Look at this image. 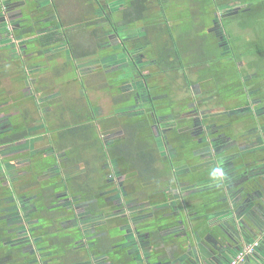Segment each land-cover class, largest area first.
<instances>
[{
	"label": "flooded vegetation",
	"instance_id": "1",
	"mask_svg": "<svg viewBox=\"0 0 264 264\" xmlns=\"http://www.w3.org/2000/svg\"><path fill=\"white\" fill-rule=\"evenodd\" d=\"M10 1V40L0 55V264H104L118 246L129 259L140 248L148 257L161 238L154 228H197L203 220L264 230V95L254 99L247 89L264 75V49L242 64L255 38L264 43V0H147L141 13L134 0H76L77 13L62 17L56 0ZM171 20H179L176 30ZM224 20L260 33L226 31ZM234 45L245 54L222 60ZM145 51L155 70L181 73L175 110L142 72ZM100 66L117 87L114 125H95L96 105L80 90L62 98L69 105L55 101L59 86L86 87ZM189 87L198 88L191 97ZM223 88L238 97L233 107L222 106ZM9 101L14 113L1 116ZM146 120L154 127L143 129ZM38 140L47 143L36 148ZM216 168L223 180L212 178ZM262 234L255 254L264 253Z\"/></svg>",
	"mask_w": 264,
	"mask_h": 264
},
{
	"label": "crops",
	"instance_id": "2",
	"mask_svg": "<svg viewBox=\"0 0 264 264\" xmlns=\"http://www.w3.org/2000/svg\"><path fill=\"white\" fill-rule=\"evenodd\" d=\"M13 1L17 2L18 0L10 2ZM15 5L18 4L15 3ZM21 10L23 11L21 7L15 8L16 12H20L19 18H17L20 22L19 26L23 22L19 20L22 16ZM9 18L7 0H0V54L7 47L6 42L10 40L7 28L11 27ZM20 28L18 27L16 31H19ZM2 84L6 85L8 82L3 80ZM11 104L9 101L4 105L1 109V116L14 113L12 108L6 107ZM154 229L162 231V233L159 232L161 238L148 248V257L140 248L138 256L129 259L126 254V246H118L119 249L111 247L109 251L107 250L104 264H228L229 259L235 255L239 246H243L248 241L260 239L261 234L264 233L261 228H210L206 220L200 221L197 228ZM108 248L109 243L105 249ZM115 251L118 252L115 254L113 253ZM263 255L264 253H253L246 258L245 264H264V259L261 257Z\"/></svg>",
	"mask_w": 264,
	"mask_h": 264
},
{
	"label": "rangeland",
	"instance_id": "3",
	"mask_svg": "<svg viewBox=\"0 0 264 264\" xmlns=\"http://www.w3.org/2000/svg\"><path fill=\"white\" fill-rule=\"evenodd\" d=\"M56 1L58 2V5H59V10H60L61 17L63 15L67 16V15H65L66 12L67 13L69 12L72 15L77 13L79 4L76 3V0H56ZM222 1H223V3H225V2H229L230 0H222ZM221 5L225 6V4H221ZM74 6H76V8ZM80 6H82V5L80 4ZM191 6H194V5L192 4ZM182 11L183 10H178V11L173 12L172 9H171V12L174 15H176L175 13H178L179 16H183L184 15L182 13ZM197 11H198L197 8H192L191 7V13L195 12V14H196ZM219 12H223V10L218 11V13H217L218 15H219ZM170 16H172V15H170ZM218 17L224 18V14L222 13L221 16H218ZM228 20H229V18H228ZM178 21L179 20H177V21L176 20H171V23H172L171 28L173 27L176 30L177 29L176 28V23ZM227 22L228 21L224 20L223 22L219 23L222 28L223 27L226 28V31H230V32H234L235 31V32L242 33V34L246 33V34H249V38H255V36H257L258 33H260V32H257L256 30H253L252 32H247L248 29L245 30V31H239L238 24H235L236 22H234L233 24L231 23V25L229 23H227ZM184 26H185V24H184ZM196 28L198 29L199 26L196 27ZM260 29L262 30L261 27H260ZM183 30H185L184 32H186V33H189L188 31H190L191 33L195 32L193 30H189L188 28L183 29ZM174 32H175V35L177 36L178 32L177 31H174ZM252 35L254 37H252ZM83 36H84V34H83ZM77 37H78V34H76V38ZM245 37H247V36H245ZM255 39H254V42H256V44L253 43V45H251L252 52H254V53H251V52L249 53L248 52V54L250 56H243L245 54L246 49H244L242 47H239L238 45H234V46H236L235 49L229 51L231 54H229L228 52H226L225 54H221V59L225 60L228 56H232V54H233L237 58L239 56H243L242 64H245L244 61H245L246 57H247L248 60H251V61L254 60L256 58L254 56H257L259 54V53H257L258 50L261 51V50L264 49V43L262 44L261 40L256 41ZM12 40H13V38H12ZM8 42L9 41H7L6 43H8ZM192 42L193 41H191V43ZM15 44H17V43H15ZM83 44H84V42L79 44V45H83ZM202 46H203V42H201L200 44L199 43H194L193 44V49H194L195 52L199 53V51L201 50ZM234 51H235V54H234ZM93 52H96V50L94 49ZM2 53H4V52H2ZM2 53L0 55H2ZM147 53L148 52L145 51L143 53V55H142V58L144 59V65L142 66V68L141 67L140 68L142 69L143 73H144V71L145 72L148 71L151 74V76L149 78V83L151 85L156 86L158 89L161 88L163 92H167L166 93L167 96H168L167 98H169L170 100H172L174 102V104H175L174 105V110H175L177 108L178 104H179L181 95H183V93H181V91H179V88L178 89L175 88L176 84L181 81V73H179V72L160 73L159 71L155 70L152 67V65H151V63L154 62V59H153L154 57L153 56L151 57V55H149V53L148 54ZM207 53L208 52L205 53V56L207 55ZM263 55H264L263 53H260V56L262 57V60L264 59ZM211 57L214 58V55H212ZM58 62H59V60H58ZM253 62L254 61H252L251 63H253ZM242 64L240 63V65L238 67H241ZM145 66L148 67V70H143V68H146ZM103 70L104 69L100 66L99 70L97 69V72H94L93 74H90V77L86 78L85 82H84L86 87H82L81 88L80 86L73 85L70 88L65 89L63 86H59L58 87L59 94H58V97L55 100L56 103L58 102V103H61L63 106H66V104H68V102L65 101V100L62 101V98H64V96H66V97L70 96L72 98H76V97L79 96V90H80V98H83V96L85 94V95H87V98H89L91 100V102H94V104L96 105V108H97L96 115H97V117H96L95 125L97 124L99 126L100 121L103 122L104 120H110L113 123V125H114V122L116 120H118L117 119L118 116L117 115H113V113L117 112L116 111V107L117 106L115 104L116 99H117L116 98L117 97L116 96L117 90H113V89H117V87H115V81H113L112 83H108L107 82V80L105 79L107 75L104 73ZM248 72L255 74L254 73L255 72V67H249ZM63 75H61L60 78L65 77V73ZM187 75L190 78H192V79H195V76H196L195 72H193V71L188 72ZM262 76H264V75H260L256 82H254L249 87H247V89L254 91V94H253L254 99H256L259 96L264 95V79H263ZM210 81H211V79H210ZM86 82H89V83L87 84ZM116 83H117V81H116ZM173 83H176V84H173ZM218 83L220 85H222L225 82H223V79H222V81L220 80ZM163 84H168L169 87L168 88L167 87L164 88V87H162ZM90 85H91V87H90ZM195 86H196V84H195ZM58 89H56V90H58ZM196 89H198V88H190L189 87V91L188 92H189V96L190 97L192 96L191 93L193 91H194V93H196ZM218 92L220 93L219 100H220L222 106H224L225 108L233 107L235 105V101L238 100V97H236L233 93H231V95H229V96H226V94L224 93V92H226V90L224 88L221 89ZM22 98L23 97L19 94L16 97V100L24 101ZM71 105L72 106H76V104H73V103ZM22 108H26V110H29V108L25 107V106L22 107ZM203 108H205L204 105H200L199 109H203ZM146 121H147V124H146L147 126L145 125L143 127V129L149 130V129L154 127V126H152L150 124V122L148 120H146ZM144 123H146V122H142V125ZM238 126H239V124H237L233 128L237 129ZM247 127L249 128V125H244L243 126V128H247ZM93 129H94L93 130V135L96 136L97 135V130H95L94 127H93ZM114 129H117V128L114 127ZM105 133H109V128H108L107 132H105ZM254 133H255V131H254ZM56 134H58V132ZM56 134H55V136H56ZM238 140H239V138H238ZM239 141L242 143L244 141V139L239 140ZM61 142H62V144L65 143V142L68 143V140H63L62 139ZM69 142H71V140H69ZM45 143H47L46 140H44V141H39L38 140V141L35 142V147L36 148L41 147ZM77 143L79 145L81 143V141H79ZM57 150H59V148H57ZM195 202H198L197 198H196Z\"/></svg>",
	"mask_w": 264,
	"mask_h": 264
},
{
	"label": "built area",
	"instance_id": "4",
	"mask_svg": "<svg viewBox=\"0 0 264 264\" xmlns=\"http://www.w3.org/2000/svg\"><path fill=\"white\" fill-rule=\"evenodd\" d=\"M258 245V239L244 244L229 260L228 264H245L246 258L254 253V250Z\"/></svg>",
	"mask_w": 264,
	"mask_h": 264
},
{
	"label": "clouds",
	"instance_id": "5",
	"mask_svg": "<svg viewBox=\"0 0 264 264\" xmlns=\"http://www.w3.org/2000/svg\"><path fill=\"white\" fill-rule=\"evenodd\" d=\"M211 175L214 180H223L225 173L223 172L222 169L216 168L213 170Z\"/></svg>",
	"mask_w": 264,
	"mask_h": 264
},
{
	"label": "trees",
	"instance_id": "6",
	"mask_svg": "<svg viewBox=\"0 0 264 264\" xmlns=\"http://www.w3.org/2000/svg\"><path fill=\"white\" fill-rule=\"evenodd\" d=\"M135 2H139V4H140V6H138V11L141 13L142 11H143V6H142V3L144 2V1H147V0H134ZM140 16V15H139ZM138 16V17H139ZM171 39H173L172 37H170ZM147 44H149L150 46H153L152 44H151V42H148ZM177 53V52H176ZM163 59L164 58H161V57H159V59H158V62H162L163 61ZM174 60L175 59H179V53H178V57H174L173 58ZM15 139H17V138H15ZM263 229V228H262ZM230 260V259H229Z\"/></svg>",
	"mask_w": 264,
	"mask_h": 264
},
{
	"label": "water",
	"instance_id": "7",
	"mask_svg": "<svg viewBox=\"0 0 264 264\" xmlns=\"http://www.w3.org/2000/svg\"><path fill=\"white\" fill-rule=\"evenodd\" d=\"M139 229H140V231H143V230H145V228H139ZM249 242H251V241H248L247 243H249ZM240 247H242V246H239L237 250H239V249H240ZM140 258H141V257H140ZM230 258H231V257H230Z\"/></svg>",
	"mask_w": 264,
	"mask_h": 264
}]
</instances>
